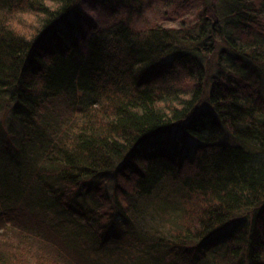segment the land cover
<instances>
[{"label":"trees","instance_id":"obj_1","mask_svg":"<svg viewBox=\"0 0 264 264\" xmlns=\"http://www.w3.org/2000/svg\"><path fill=\"white\" fill-rule=\"evenodd\" d=\"M145 2L0 0V264H264V0Z\"/></svg>","mask_w":264,"mask_h":264},{"label":"rangeland","instance_id":"obj_2","mask_svg":"<svg viewBox=\"0 0 264 264\" xmlns=\"http://www.w3.org/2000/svg\"><path fill=\"white\" fill-rule=\"evenodd\" d=\"M216 2L219 1V0H215ZM152 5H149L147 2H145L144 6H143V10H144V14H145V18H148L149 15H152V14H157L158 12V8L160 7V4L159 3H156V0H154V3H153V8L154 9H150ZM153 12V13H152ZM138 18H141V17H138ZM6 114V113H4ZM4 114L2 113L1 114V111H0V119H1V116L2 118L4 117ZM138 223H140V229L141 231L143 232H147L151 229H164V231H166V227L165 225H161V223H159L158 220L154 219L153 217L151 216H139V219L137 220ZM12 224V218H2L1 221H0V233H4L6 231H8V228H10ZM143 226V227H142ZM9 233H6L3 237L4 239H7L8 241H11V243L8 245L7 248H10L11 246H13L14 244L17 245V244H20L19 243V235H16V231H8ZM7 241V242H8Z\"/></svg>","mask_w":264,"mask_h":264}]
</instances>
